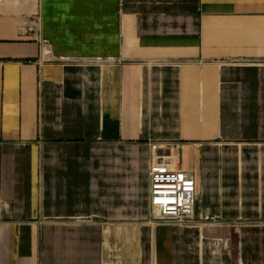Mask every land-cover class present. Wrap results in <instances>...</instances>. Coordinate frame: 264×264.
Here are the masks:
<instances>
[{"label": "crops", "instance_id": "obj_1", "mask_svg": "<svg viewBox=\"0 0 264 264\" xmlns=\"http://www.w3.org/2000/svg\"><path fill=\"white\" fill-rule=\"evenodd\" d=\"M0 264H264V0H0Z\"/></svg>", "mask_w": 264, "mask_h": 264}, {"label": "built area", "instance_id": "obj_2", "mask_svg": "<svg viewBox=\"0 0 264 264\" xmlns=\"http://www.w3.org/2000/svg\"><path fill=\"white\" fill-rule=\"evenodd\" d=\"M153 162L150 168V220L155 222L196 225V181L194 175L172 166L171 143H153ZM170 150V153H165Z\"/></svg>", "mask_w": 264, "mask_h": 264}, {"label": "rangeland", "instance_id": "obj_3", "mask_svg": "<svg viewBox=\"0 0 264 264\" xmlns=\"http://www.w3.org/2000/svg\"><path fill=\"white\" fill-rule=\"evenodd\" d=\"M172 145L175 146V148H176V150H177V148H178L177 144H172ZM165 153H170V150H166ZM158 223H169V222H163V221H161V222H155L154 224H158ZM170 224H171V223H170ZM172 224L179 225V224H177V223H172ZM179 226H184V227H186V225H179Z\"/></svg>", "mask_w": 264, "mask_h": 264}]
</instances>
